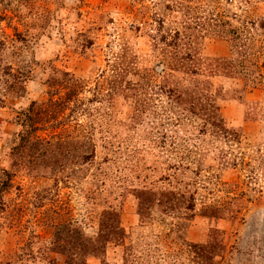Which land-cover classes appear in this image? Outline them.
<instances>
[{"label":"rangeland","instance_id":"374dc122","mask_svg":"<svg viewBox=\"0 0 264 264\" xmlns=\"http://www.w3.org/2000/svg\"><path fill=\"white\" fill-rule=\"evenodd\" d=\"M0 264H264V0H0Z\"/></svg>","mask_w":264,"mask_h":264},{"label":"trees","instance_id":"16d2710c","mask_svg":"<svg viewBox=\"0 0 264 264\" xmlns=\"http://www.w3.org/2000/svg\"><path fill=\"white\" fill-rule=\"evenodd\" d=\"M25 120L22 121V125L26 128V134L24 133L22 135V137H28V133L30 132V130L33 129V131H35L36 129L33 128L34 125H32V122L34 121V119L32 118V115L29 113L28 115H26L25 117ZM29 120H32L31 122H29Z\"/></svg>","mask_w":264,"mask_h":264}]
</instances>
